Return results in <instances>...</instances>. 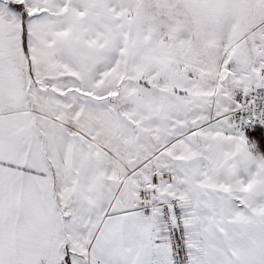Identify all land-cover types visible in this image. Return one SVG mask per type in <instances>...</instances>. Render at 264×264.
Returning <instances> with one entry per match:
<instances>
[{
  "label": "snow or ice",
  "instance_id": "snow-or-ice-1",
  "mask_svg": "<svg viewBox=\"0 0 264 264\" xmlns=\"http://www.w3.org/2000/svg\"><path fill=\"white\" fill-rule=\"evenodd\" d=\"M0 264H264V0H0Z\"/></svg>",
  "mask_w": 264,
  "mask_h": 264
}]
</instances>
